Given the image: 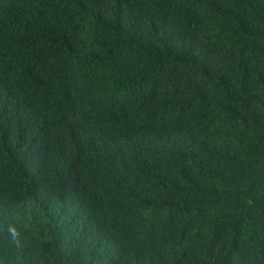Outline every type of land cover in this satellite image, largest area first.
Returning a JSON list of instances; mask_svg holds the SVG:
<instances>
[{"label": "trees", "instance_id": "trees-1", "mask_svg": "<svg viewBox=\"0 0 264 264\" xmlns=\"http://www.w3.org/2000/svg\"><path fill=\"white\" fill-rule=\"evenodd\" d=\"M0 264H264V0H0Z\"/></svg>", "mask_w": 264, "mask_h": 264}, {"label": "clouds", "instance_id": "clouds-1", "mask_svg": "<svg viewBox=\"0 0 264 264\" xmlns=\"http://www.w3.org/2000/svg\"><path fill=\"white\" fill-rule=\"evenodd\" d=\"M9 239L13 243H18L22 239V233L19 229L16 228L15 225H10L9 226Z\"/></svg>", "mask_w": 264, "mask_h": 264}]
</instances>
